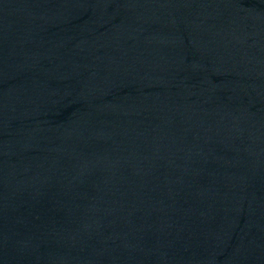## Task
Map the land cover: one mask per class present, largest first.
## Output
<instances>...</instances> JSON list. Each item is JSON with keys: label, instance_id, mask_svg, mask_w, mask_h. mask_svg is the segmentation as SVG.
<instances>
[{"label": "water", "instance_id": "1", "mask_svg": "<svg viewBox=\"0 0 264 264\" xmlns=\"http://www.w3.org/2000/svg\"><path fill=\"white\" fill-rule=\"evenodd\" d=\"M0 264H264V0H0Z\"/></svg>", "mask_w": 264, "mask_h": 264}]
</instances>
